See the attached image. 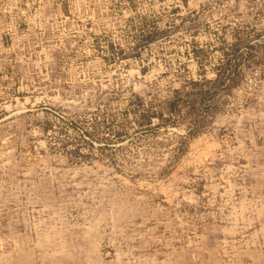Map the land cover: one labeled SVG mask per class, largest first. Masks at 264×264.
I'll use <instances>...</instances> for the list:
<instances>
[{"label":"rangeland","instance_id":"374dc122","mask_svg":"<svg viewBox=\"0 0 264 264\" xmlns=\"http://www.w3.org/2000/svg\"><path fill=\"white\" fill-rule=\"evenodd\" d=\"M0 264H264V0H0Z\"/></svg>","mask_w":264,"mask_h":264},{"label":"trees","instance_id":"16d2710c","mask_svg":"<svg viewBox=\"0 0 264 264\" xmlns=\"http://www.w3.org/2000/svg\"><path fill=\"white\" fill-rule=\"evenodd\" d=\"M154 32L153 31H148V33H146V36H144V39H149L150 38V35L153 34ZM230 50L232 51H236V45L235 44H232L231 47H230ZM234 53V52H232ZM228 55V53H223V55ZM233 56L231 58H228L226 57V59L224 60V62L222 63H219L215 69H216V75H215V78L216 80L214 81H217L218 83L222 82L223 81V78H227L228 80H231L232 76H233V71L232 69L231 70H228L227 66H228V63H230V59L234 58V54H232ZM218 68H220V70H217ZM222 69V71H221ZM176 92V91H175ZM208 98V96H207ZM179 98H174L172 99L171 101H169L168 103H166V106L167 109L165 108V113H168L169 115H172V114H176L178 113L179 109H178V103H179ZM143 109V108H141ZM145 114L143 113L142 115H140V120H138L137 122L140 123L138 124L139 126H142V124H148L150 123V119L151 117L155 114L156 117L159 118V121L160 122H163V123H166L167 121L170 120V117H164L162 116V113L159 112V111H155V110H152L151 107L148 106V108H145Z\"/></svg>","mask_w":264,"mask_h":264}]
</instances>
